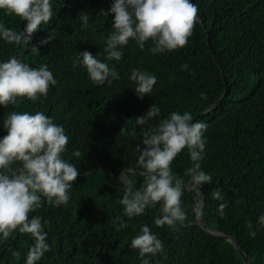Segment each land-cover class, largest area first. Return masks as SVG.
Segmentation results:
<instances>
[{"label":"trees","instance_id":"trees-1","mask_svg":"<svg viewBox=\"0 0 264 264\" xmlns=\"http://www.w3.org/2000/svg\"><path fill=\"white\" fill-rule=\"evenodd\" d=\"M193 2L203 24L197 22L187 45L153 54L151 42L143 51L131 42L123 61H111L121 77L111 85H95L78 56L89 51L94 56L100 53L103 59L114 18L104 12L112 0H53L55 17L32 35L31 44L39 48V54L30 46L21 49L0 41V59L19 56L33 67L47 64L58 80L48 96L35 103L25 99L18 106H0V137L7 134L2 123L9 112L46 111L64 126L70 137L65 158L80 169L66 206L55 207L45 199L43 207L32 213L50 222L46 231L51 250L38 264H141L139 250L130 243L145 223L165 245L152 264H245L232 243L192 225L198 220L192 204L200 209L202 196L205 225L236 238L252 264H264V230L254 238L249 235L264 213V0ZM81 12L90 15L88 28L81 26ZM0 20L17 30L27 23L2 11ZM49 35L54 40L42 46L40 42ZM184 64L189 65L187 71L182 70ZM133 68L157 75L151 97H137L129 79ZM226 91L220 106L206 113ZM153 103L161 107V118L173 111H190L194 120L208 124L205 155L197 163L213 181L200 193L185 189L182 205L187 219L176 230L154 224L159 206L131 220L125 217L128 227L118 230L112 221L122 215L117 201L124 188L115 177L126 172L135 187L143 184L136 149L137 144L143 148L141 126L135 136L128 133L135 118ZM76 150L79 157L72 156ZM172 168L188 185L193 160L187 150L173 161ZM217 188L229 205L223 216L218 206L224 201L212 196ZM32 243L19 232L0 241V264H24ZM17 250L19 260L12 256Z\"/></svg>","mask_w":264,"mask_h":264},{"label":"clouds","instance_id":"clouds-1","mask_svg":"<svg viewBox=\"0 0 264 264\" xmlns=\"http://www.w3.org/2000/svg\"><path fill=\"white\" fill-rule=\"evenodd\" d=\"M0 11L14 15L27 23L21 30L14 29L0 20V41L21 49L29 48L39 54V48L31 44L32 35L49 24L56 13L53 0H0ZM198 5L193 0H112L107 16L112 15V27L105 39L103 59L100 53L89 51L79 53V63L85 68L88 78L97 86L120 80V74L111 61H123L124 50L134 42L141 51L151 42V52L162 54L184 48L193 35L198 22ZM78 19L83 28H88L90 15L81 12ZM54 37L49 35L41 45H49ZM188 64L182 65L187 71ZM129 79L137 97L153 95L158 77L155 73L133 68ZM58 84L47 64L33 67L19 56L0 59V106H18L26 99L35 103L46 98L49 91ZM206 99L205 94H201ZM162 109L155 103L149 110L135 118V125L129 135L135 136L141 126L142 145L137 144V167L143 177V184L137 188L127 174H120L124 192L117 202L122 215L112 223L118 230L127 228L125 217L131 220L141 216L148 209L159 206L154 224L176 230L187 219L182 205L186 185L184 179L173 171V161L187 150L193 161L204 158L208 124L194 120L190 111H173L161 118ZM157 120L153 124L151 121ZM2 127L7 134L0 137V241H6L15 232L27 234L33 241L24 264H38L45 253L51 250L48 242L50 222L40 215L33 216L43 207L46 199L55 207L66 206L80 169L65 155L69 152V141L64 126L55 121L46 111L13 110L3 120ZM79 150L72 156L79 157ZM190 186L200 190L211 184L213 177L200 169H190ZM213 199L224 201L218 206L221 216L229 207L223 192L217 188ZM251 225L249 228L251 229ZM264 230V213L257 221V231ZM130 247L139 250L141 264H152V258L164 251V242L148 224H143L132 238ZM12 256L19 260L20 251Z\"/></svg>","mask_w":264,"mask_h":264},{"label":"water","instance_id":"water-1","mask_svg":"<svg viewBox=\"0 0 264 264\" xmlns=\"http://www.w3.org/2000/svg\"><path fill=\"white\" fill-rule=\"evenodd\" d=\"M193 1H194V0H193ZM198 21H199L201 24H203L202 21H201V19L199 18V16H198ZM208 40H209V37H208ZM226 94H227V91L225 92V94H224L221 98H219L216 102H214V105H212V106H211L208 110H206L205 112H206V113H209V112H211V111H213V110H216V109L220 106L222 100L226 97ZM197 165H198L197 161H193V169H195V168L197 167ZM124 174H127V173L125 172ZM114 177H115V176H114ZM115 179L118 181V183L122 184L119 178H116V177H115ZM188 185H189V186H188L189 191H191L192 189H195V188H193V187L190 186V182H189ZM195 190H197V189H195ZM197 192L200 193V190H197ZM192 205H193V209L195 210V212H196V214H197V216H198V220H197L196 222L192 223V225H198V226L202 227V229H203L205 232H207L209 235H211V236L214 237L215 239H218V240H225V241H228V242L232 243V244L236 247V249L238 250L239 254L241 255V257H242V259H243V261H244V263H245V264H252L251 261H250V259L248 258V256H247V255L245 254V252L243 251L240 242H239L236 238H234V237H232V236H229V235H227V234L221 233V232H216V231L210 230V229L205 225V223H204V219H203V210H204V205H205V199H204V196H202V199H201V208H200V209H197L196 206H195L194 204H192Z\"/></svg>","mask_w":264,"mask_h":264}]
</instances>
